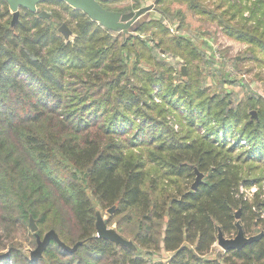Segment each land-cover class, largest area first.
<instances>
[{
  "label": "trees",
  "instance_id": "obj_1",
  "mask_svg": "<svg viewBox=\"0 0 264 264\" xmlns=\"http://www.w3.org/2000/svg\"><path fill=\"white\" fill-rule=\"evenodd\" d=\"M210 1L158 0L160 18L123 41L63 0L20 7L16 22L0 0V264H264V234L210 253L237 224L249 237L264 231L253 211L264 201L236 197L264 174V100L250 92L234 104L204 87L211 62L188 39L196 34L183 11L217 24L263 68L264 0ZM158 49L185 65L181 84ZM108 210L107 227L133 249L97 236L96 213ZM31 219L40 239L53 231L59 241L35 259L25 250L36 246ZM162 253L168 261L153 263Z\"/></svg>",
  "mask_w": 264,
  "mask_h": 264
},
{
  "label": "rangeland",
  "instance_id": "obj_2",
  "mask_svg": "<svg viewBox=\"0 0 264 264\" xmlns=\"http://www.w3.org/2000/svg\"><path fill=\"white\" fill-rule=\"evenodd\" d=\"M96 1L97 4L96 2H94V4L96 5V11L101 12V14H106L105 12L118 13V29H115L113 33L120 34L123 41L128 37L137 36L138 29L142 24L147 23L151 20H158L160 18L155 11L157 9L158 0H138V2H134L133 0ZM214 1L215 0H211L210 2ZM253 1L254 0H243L244 4H246L244 6H248ZM67 4L72 9H76L70 3ZM34 8V10L38 9L37 7ZM128 8H130V11H127ZM183 11L185 13V16L190 20L189 27L195 32L194 34H196V40H193L188 36V34L186 33V29H184V33L182 35L184 37H189L188 39L192 40L196 46L200 45L201 51L206 56V60H209L211 62L210 66H202V70L204 71V75L202 76V78L204 79V87L212 93L220 92L221 94L230 95L234 104H237L239 101L245 100L250 92L260 95L264 100V80L256 78V76L259 75L262 79H264V67L262 68L259 65H255L253 67L252 62L246 60L248 58L246 53V46L236 40L225 37L217 24H199L194 17L190 16V12L187 10V8L183 7ZM40 12L48 13L49 10L46 9V7L42 6ZM244 16H248V11L244 13ZM102 19L104 20L105 18ZM164 24L170 27L171 31H173L175 30L178 23L176 22L175 24H170L169 26L165 21ZM141 37L144 38L143 35H141ZM65 38L69 41L73 40V36L70 34H66ZM149 44L151 45L150 47H155L157 45L156 42L154 43V41H149ZM157 51L158 54L164 57L163 59L166 60L167 63H171V61H175L177 64L180 63L179 57H173L172 54H166L162 49H158ZM152 56L156 60V56L153 54ZM133 60L134 58L125 57V61L127 65H129V68L132 67V64L134 62ZM140 65L147 70H152L153 67L152 65L144 61H141ZM175 69L176 70L173 77V84L177 86L186 79V68L185 65L178 64V66L176 65ZM258 73H261L262 75ZM220 74H223V76L221 77ZM223 80H225V82L220 86V83ZM242 83H245V86L247 88H244ZM153 89V99L155 100V102L159 103V98L155 96V93L159 91V86L155 85L153 86ZM169 119H172L171 116H169ZM172 121L174 120L172 119ZM173 123L176 124L177 122L175 123L174 121ZM204 130L205 129H203V127H199V131L201 133H204ZM229 132H233V129H230ZM253 180H258L255 181L258 183L254 182L255 184L251 187H255L257 193H259L260 196L264 195V174H262L261 176L257 174L256 178H254ZM251 187L246 189H250ZM249 192L250 191H248V194ZM248 199H250L249 202L254 201L253 196L250 197L248 195ZM107 214L111 213L106 211V213L102 215V218L105 221L108 219ZM31 221L34 224L35 230L32 231L30 225H28V228L31 234L34 235V242L36 246L35 248L26 246L25 250L29 253V255H32V253L39 247L47 234L53 233V235L57 238L55 232L49 231L44 235L42 239H40L37 234L38 227L33 219L29 220V224ZM109 228L115 229V225H112ZM259 233L264 234V231L262 229H258V232H256L252 236H255ZM218 252L219 248L217 247V245H214L212 251L210 252L212 257H214L215 259H219L220 252ZM170 256V254L162 253L159 256L153 258L152 262L166 263Z\"/></svg>",
  "mask_w": 264,
  "mask_h": 264
},
{
  "label": "water",
  "instance_id": "obj_3",
  "mask_svg": "<svg viewBox=\"0 0 264 264\" xmlns=\"http://www.w3.org/2000/svg\"><path fill=\"white\" fill-rule=\"evenodd\" d=\"M5 1L9 4L11 10L14 12L13 22H16L18 17V8L26 7L29 9H33L36 4L47 0H5ZM63 1L70 3L76 9L81 10L92 21L98 23L102 28L111 31L118 29L119 18L118 17L113 18L112 16H108L106 12H105L106 14L104 13L101 14V12L96 11V5L93 3V0H63ZM39 17L41 18L48 17V14L46 12H40ZM100 17L105 19L103 20ZM65 31H67L66 28L62 26L60 28V32L64 33ZM199 181H200V175L197 174L196 181L193 184L194 189L198 186ZM108 212L112 213V210H108ZM29 225L31 230L34 231L35 228L32 221L30 222ZM237 229H238L237 234L230 239L223 237L221 232L218 233L216 245L219 247L221 251L226 252L231 249L240 250L244 245L256 242L263 236V233H259L255 236H250V237L246 236L243 233L242 228L239 224H237ZM96 230L98 237L108 239L117 245H122L130 249H133V244L130 241L123 239L116 233L114 229L107 227L106 221L102 218L100 213H96ZM50 239H54L59 243L58 238H56L53 235V233L47 234L43 242L32 253L31 257L33 259L37 258L42 253V251L44 250L45 246L48 244Z\"/></svg>",
  "mask_w": 264,
  "mask_h": 264
},
{
  "label": "built area",
  "instance_id": "obj_4",
  "mask_svg": "<svg viewBox=\"0 0 264 264\" xmlns=\"http://www.w3.org/2000/svg\"><path fill=\"white\" fill-rule=\"evenodd\" d=\"M219 136H221V137H223L222 136V134L220 133V135ZM228 141H229V139H228ZM243 144L245 143V142H242ZM248 191H250L249 192V194H248ZM256 192V193H255ZM255 193V194H254ZM258 194V199H259V197H260V201H264V195H262V196H260V194L259 193H257V191H256V189H255V187H251L250 189H246L243 185H241L240 187H239V191H238V194H236V197H242V199L244 200V201H250V199H248V195L250 196V197H256V195ZM253 211L256 213V215H257V219L258 220H261V221H263L264 222V205H262L261 204V206L260 207H255V208H253Z\"/></svg>",
  "mask_w": 264,
  "mask_h": 264
},
{
  "label": "crops",
  "instance_id": "obj_5",
  "mask_svg": "<svg viewBox=\"0 0 264 264\" xmlns=\"http://www.w3.org/2000/svg\"><path fill=\"white\" fill-rule=\"evenodd\" d=\"M96 2L97 4V1L96 0H93V3ZM108 16H112L113 18H119L118 16V13H114V12H106Z\"/></svg>",
  "mask_w": 264,
  "mask_h": 264
},
{
  "label": "flooded vegetation",
  "instance_id": "obj_6",
  "mask_svg": "<svg viewBox=\"0 0 264 264\" xmlns=\"http://www.w3.org/2000/svg\"><path fill=\"white\" fill-rule=\"evenodd\" d=\"M216 245V244H215ZM218 247V246H217ZM219 248V247H218ZM219 252H221V250L219 249ZM223 252V251H222ZM224 253V252H223Z\"/></svg>",
  "mask_w": 264,
  "mask_h": 264
}]
</instances>
